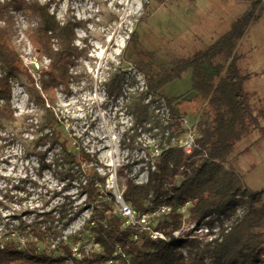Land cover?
<instances>
[{
    "label": "rangeland",
    "instance_id": "obj_1",
    "mask_svg": "<svg viewBox=\"0 0 264 264\" xmlns=\"http://www.w3.org/2000/svg\"><path fill=\"white\" fill-rule=\"evenodd\" d=\"M37 1H51V12L61 22L75 18L85 24L76 29V45L86 48L87 55L73 68L70 89L57 92L54 112L63 124V135L73 145H80L75 149L85 148L98 155L103 164L98 171L107 175L105 186L99 185L102 193H123L128 179L146 183L149 161H154L159 149L169 142L180 145L192 133L196 144L203 128L201 123L209 122L211 117L205 114L208 109L204 101L192 90L191 72L161 89L176 99L177 117L184 128L181 136L173 138L171 133L176 135L178 129L163 133L171 114L164 101L159 103L150 92L145 75L155 84L160 83L164 79L162 69H169L173 60L190 58L204 50L227 34L239 19L251 20L237 50L239 67L252 75L246 88L255 107L264 110V0ZM13 14L17 30L13 46L21 55L24 73L13 76L11 103L17 119L0 118V237L3 243L16 239L22 248L24 238L17 228L23 222L30 224L49 212L59 218L61 207L69 200L73 208H83L86 195L80 194L76 181L67 189L60 146H52V139H42L48 130L39 131L44 111L34 102L33 84L25 73L31 74L38 86L39 70H47L50 64L48 58H40L28 39L27 29L37 25V19L27 18L22 11ZM115 76L122 80L121 92L111 87ZM140 103H150L151 111L155 110L161 121L153 131L154 122L140 126L136 120L135 105ZM156 133H160L158 138ZM259 139L258 132L246 136L227 164L242 176L251 191L264 190V139ZM109 183H113L112 189ZM188 207L180 209L186 216ZM92 211H82L68 227L59 226L52 244H40V251L58 257L62 243L80 251L97 249L95 235L87 228ZM244 213L245 209L240 207L233 216L185 223L176 236L173 234L174 242L197 240L193 255L210 264L207 244Z\"/></svg>",
    "mask_w": 264,
    "mask_h": 264
},
{
    "label": "trees",
    "instance_id": "obj_2",
    "mask_svg": "<svg viewBox=\"0 0 264 264\" xmlns=\"http://www.w3.org/2000/svg\"><path fill=\"white\" fill-rule=\"evenodd\" d=\"M51 5V1L0 0V118L17 119L11 103L13 76L24 73V67L20 53L13 46L17 34L13 11H22L27 18L37 19V25L27 29L28 39L41 59L50 60L47 70H39L38 86L31 74L25 72L33 84L34 102L44 111L39 131L48 130L42 139H52V146H60L67 189L74 181L78 182V191L86 195V200L84 207L77 209L69 200L61 207L59 218L49 212L41 218L37 216L30 224L23 222L24 225L17 228L25 240L22 248L18 247L16 239L4 243L0 239V264H108L110 261L112 264H208L193 255L197 240L174 242L173 233L185 223L233 216L240 207L245 209L244 215L229 228H222L220 235L207 244V257L210 264H264V190H249L242 176L227 165L238 143L246 136L258 132L259 140L264 139V110L256 108L252 102V94L246 88L252 75L241 71L237 54L251 20H237L227 34L204 50L190 58L173 60L169 69H162L164 79L160 83L155 84L145 75L150 92L158 97L159 103L164 101L171 114L163 133L178 129L170 138L181 136L184 128L177 117L176 99L168 97L161 89L186 72H191L192 90L204 101L208 109L205 114L211 117L209 122L201 123V134L190 155L179 144L169 142L159 149L154 161H149L146 183L138 184L133 179L126 182L123 200L139 215L154 213L161 206L171 208L155 219L154 230L166 239L154 240L148 233L124 226L125 219L119 212L115 195L102 193L99 187L105 186L107 175L98 171L103 167L98 155L85 148L75 149L80 145H73L63 135V124L54 112L56 95L59 90L70 89L72 70L79 59L87 55L86 48L76 45V29L85 24L75 18L61 22L51 12ZM121 81L115 76L110 83L112 89L121 92ZM150 107V103L135 105V115L140 126L154 122L153 131L161 121ZM160 133H156L155 138ZM84 165L92 166L83 170ZM187 206L188 216L180 211ZM89 208L93 211L87 228L95 235L97 249H79V257L64 243L58 257L40 251V244H52L59 226L68 227ZM72 238L78 241L76 235Z\"/></svg>",
    "mask_w": 264,
    "mask_h": 264
},
{
    "label": "built area",
    "instance_id": "obj_3",
    "mask_svg": "<svg viewBox=\"0 0 264 264\" xmlns=\"http://www.w3.org/2000/svg\"><path fill=\"white\" fill-rule=\"evenodd\" d=\"M195 141L194 136L192 133L188 134V137L186 141L182 142L180 146L185 150L186 154L190 155L195 147ZM148 181V180H147ZM108 187L112 189L114 187L113 183H109ZM115 198L117 201V204L119 205V212L124 217L125 223L124 226H130L135 229H137L139 232H145L148 233L152 239H166L165 236L154 230L156 218L159 217L162 214L168 213L171 211V208L168 206H161L159 209H157L154 213H146L143 215H139L130 205L124 202L123 200V193H117L115 194ZM180 230L174 232L173 234L176 236L177 233ZM13 236H16L15 234ZM2 237H0L1 239ZM138 237L135 236V239ZM177 239V237L175 238ZM22 245L25 244L24 239H21ZM73 255L77 256L79 255V249L77 247H74L72 249ZM109 263H112L110 261Z\"/></svg>",
    "mask_w": 264,
    "mask_h": 264
}]
</instances>
